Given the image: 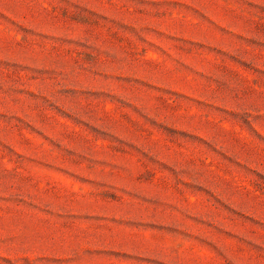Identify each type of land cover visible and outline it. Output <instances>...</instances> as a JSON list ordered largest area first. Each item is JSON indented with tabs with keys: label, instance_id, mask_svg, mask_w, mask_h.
<instances>
[{
	"label": "rangeland",
	"instance_id": "obj_1",
	"mask_svg": "<svg viewBox=\"0 0 264 264\" xmlns=\"http://www.w3.org/2000/svg\"><path fill=\"white\" fill-rule=\"evenodd\" d=\"M0 264H264V0H0Z\"/></svg>",
	"mask_w": 264,
	"mask_h": 264
}]
</instances>
